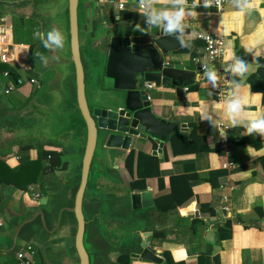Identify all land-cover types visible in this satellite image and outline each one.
<instances>
[{
	"label": "crops",
	"instance_id": "1",
	"mask_svg": "<svg viewBox=\"0 0 264 264\" xmlns=\"http://www.w3.org/2000/svg\"><path fill=\"white\" fill-rule=\"evenodd\" d=\"M45 1L0 0V37L3 38L0 50H6L14 60L10 64L0 63V163L4 165L3 170L0 169V175L2 173L1 176L7 178L21 175L36 178L26 189L1 184V204L12 194H24L27 200L38 202L27 193L29 187L41 194L40 200L45 197L51 200L45 192L48 187L45 180L51 178L53 170L64 178L66 166L76 156L62 144H26L22 138V131L28 128L25 121L33 119L31 109L38 105L45 106L51 101L49 83L52 73L48 70V62L53 49H46L40 37H34V32L46 34L52 28L45 19L27 14L23 7L25 3ZM242 2L247 7L241 15L234 16L233 13L237 11L234 5ZM194 3L195 0H184L183 4L176 0H141L138 6H126L120 0H99L101 27L112 30V34L118 29L129 32L128 36L134 44L150 42L160 37L167 22L161 19L158 23H150V16L165 10L175 12L180 7L184 8L185 15L179 27L174 30L182 39L176 50L167 54L165 62L181 65L186 72L195 74V82L190 83L193 79V75H190L182 79L183 86L180 90L173 86L152 88L149 90L150 100L156 117L172 121L179 128L174 134L187 133L191 126H196L197 134L207 139L212 150L201 152L194 148L192 154L176 157L169 141L172 134L165 142L161 154H158L159 145L155 142H134L129 151L114 152L116 160L112 165L119 169L123 183L151 194V199L145 203L148 231L153 234L148 239L147 246L157 253L161 263L135 259L127 252L110 251L107 255L108 247L103 254H94L95 243L99 241L100 234L112 235L105 226L112 212L103 208L96 212L85 210L88 222L85 238L89 229L88 240L92 253L88 252L91 264H122L120 259L126 254L130 257L129 264H201L200 258H204L202 264H207V232L215 234L212 264H264V219L260 220L256 212L257 208L264 212V169L261 163L264 159V133L247 132L249 119L264 118L263 95L253 92L248 82L260 69L264 70V63L259 62L264 61V0H228L223 9L205 8L198 3L193 7ZM120 5L124 6L123 9ZM123 21L130 23L122 28L119 23ZM198 33L223 37L226 40V51L233 54L232 58H223L209 67L207 72H201L194 62L195 59L206 61L202 51L204 44L197 39ZM253 41H259L254 48L251 47ZM41 56L46 60L42 61ZM237 61L242 62L247 71L242 72L240 81L234 83L233 76L236 73L232 68ZM26 67L29 71L24 70ZM3 72L10 73L11 82L16 84L14 91L6 93L8 81L3 77ZM209 72L213 74L211 78ZM223 76L229 80L231 90L229 98L220 101L215 81ZM18 79L23 81V86L17 85ZM197 79L200 81L197 82ZM31 80H35V83H31ZM262 83L263 80L259 82V87H262ZM234 99H242L243 102L240 112L233 117V126L224 106ZM183 126L185 129L180 131ZM223 134L226 136V149L220 148ZM24 146H31L32 149L29 152L21 151ZM48 150L57 154V166L51 167L49 158L44 156V152ZM132 152L135 154L133 179L126 169V157ZM26 155L29 160L24 164L26 161L23 157ZM150 157L158 161L159 176L147 179L145 188H135L134 182H139L148 171L146 161ZM229 163H234V166L227 167ZM223 171L226 175H218ZM180 176L191 177L186 186L191 189L194 199L187 207H177L164 213L159 209L157 200L170 195L171 179ZM80 179L79 173L77 186ZM209 209L215 211V217L207 213ZM1 213L0 210V217ZM69 216L66 228L70 231V250H61L62 246L58 241L51 243L45 239L26 240L24 247H35L33 264H79L75 253L77 230L73 214L69 213ZM238 217L247 227L235 221ZM228 220H232V230L230 233L219 234L218 228L223 229ZM109 246L113 248L110 242ZM9 247L11 236L6 224L0 230V264H18L16 254L21 246L8 251Z\"/></svg>",
	"mask_w": 264,
	"mask_h": 264
},
{
	"label": "water",
	"instance_id": "2",
	"mask_svg": "<svg viewBox=\"0 0 264 264\" xmlns=\"http://www.w3.org/2000/svg\"><path fill=\"white\" fill-rule=\"evenodd\" d=\"M120 1L126 6L141 3V0ZM24 11L30 15L35 13L45 19L49 27L60 30L64 46L53 49L48 62V70L52 73L51 101L31 109L33 119L25 121L28 128L24 129L23 142L62 144L76 156L66 166L64 178L53 170L51 178L45 180L48 186L45 192L51 200L45 197L34 203L24 194H12L4 199L0 205V219L9 228L11 247L8 251L21 246L20 251L26 240L40 239L51 243L58 241L61 250H70V231L66 224L71 213L77 230L75 253L79 264H91L85 246L88 225L85 210L96 212L108 208L112 214L105 226L112 235L100 234L94 254L99 256L108 247L107 255L110 251L127 252L135 259L161 263L157 253L147 246L153 234L148 231L145 203L151 199V194L124 184L119 169L112 162L116 160L114 152L129 151L134 142L158 143V154H161L168 138L179 131L172 121L160 120L153 113L149 88L173 86L180 90L182 79L190 75H193L190 83L195 82V74L186 72L181 65L165 62L167 54L176 50L182 37L165 27L159 38L142 44H134L129 32L122 29L116 30L111 37L109 34L107 62L105 59L91 63L99 71L92 76L93 106L90 110L80 32L83 31L88 46L100 41L99 0H46L38 8L29 6ZM129 23L123 21L119 26L123 28ZM103 63L106 66L102 70ZM72 76L75 77L72 86L76 90L75 101L66 87ZM184 129L183 126L180 131ZM79 173L81 179L77 186ZM205 242L207 264H212L215 234L207 232Z\"/></svg>",
	"mask_w": 264,
	"mask_h": 264
},
{
	"label": "trees",
	"instance_id": "3",
	"mask_svg": "<svg viewBox=\"0 0 264 264\" xmlns=\"http://www.w3.org/2000/svg\"><path fill=\"white\" fill-rule=\"evenodd\" d=\"M42 2H33V3H25V5L23 7H29V6H35L36 8H38V6L41 4ZM22 7V6H21ZM18 8V7H17ZM4 12H6V10L4 9ZM6 15H8V13H6ZM32 15L37 16L35 13H33ZM40 17V16H38ZM247 60H250V58L246 57ZM259 62L264 63V61L259 60ZM4 73V72H3ZM243 73L240 74H234L233 76V81L234 83L239 82L240 79L242 78ZM70 80V84L74 85L75 84V77L72 76L71 78H69ZM263 80L262 83V87H259V82ZM251 89L253 92H257V93H261L263 95V102H264V70L260 69L258 71V73L253 76L252 78H250L248 80ZM170 143H171V147L173 150V154L174 156H181V155H190L194 152V150L196 149L197 151H201V152H210L212 149H210V147L207 144V139L204 137H201L197 134V127L196 126H191L190 127V131L184 134H173L170 139H169ZM195 148V149H194ZM31 146H24L21 151L24 152H29L31 150ZM44 156L49 158V162L51 167L57 166L58 165V156L55 152L53 151H45L44 152ZM135 154L132 152L130 153L127 157H126V169L128 170L130 177H132V179L134 178V167H135V158H134ZM23 159L26 161L24 164L28 163L29 160V156L26 155L25 157H23ZM262 165H263V169H264V159H262L261 161ZM0 169H2V167L4 165H2V163H0ZM146 166H147V170L142 179L139 182H134V187L135 188H145L146 185V180L151 178V177H157L159 176V169H158V161L153 158H147L146 161ZM3 170V169H2ZM23 170V167L22 169ZM22 174V173H20ZM2 175V173H1ZM0 175V185L3 183H7V184H12L17 186L20 189H26L27 186L36 181V178L34 177H30V176H18V177H14V178H7V176H1ZM218 175H226V172H220L218 173ZM189 178L191 179V177H186L183 178L182 176L180 177H174L171 179V193L169 196L166 197H162L160 199L157 200V205L159 207V209L164 212L167 213L169 210L175 209L177 207H187L190 203H192L193 199H194V195L191 191V189L189 188L188 185V181ZM188 179V180H187ZM1 205V202H0ZM256 212L258 214V216L260 217V220L264 219V212L263 210L257 208ZM207 213L210 214V216L215 217L216 213L213 210H207ZM238 223L243 224L245 227H247L246 223H244V221L238 217L235 220ZM232 220H228L225 225L224 228L222 229V227L218 228V233L222 234V233H230V231L232 230ZM121 263L122 264H129L130 261V257L129 255H124L121 259ZM200 263L202 264L204 261V258H200ZM182 264V263H180Z\"/></svg>",
	"mask_w": 264,
	"mask_h": 264
},
{
	"label": "built area",
	"instance_id": "4",
	"mask_svg": "<svg viewBox=\"0 0 264 264\" xmlns=\"http://www.w3.org/2000/svg\"><path fill=\"white\" fill-rule=\"evenodd\" d=\"M228 2V0H211L210 6L217 9H223L224 5ZM195 3L204 5L205 0H195ZM124 6L120 5V8L123 9ZM143 8V6H142ZM197 39L203 42V54L206 58V61H200L195 59L194 62L197 63L201 72H207L209 67L217 64L219 61L223 60L226 52V40L218 35H212L207 33H198ZM3 42V38L0 37V44ZM14 60L11 58L6 50H0V63L1 64H10ZM25 71H29V68H24ZM3 77L8 81L6 87V93L12 92L16 88V84L11 82V75L9 72H4ZM17 85L23 86V81L18 79L16 81ZM31 83H35V80H31ZM151 86L149 89H152ZM215 88L218 93V98L220 101H223L229 98L231 85L229 80L226 77H221L215 81ZM220 148L226 149V136L223 134L221 136ZM234 163H229L227 167H233ZM27 193H29L33 200L39 201L42 196L40 193L36 192L33 187H29ZM4 223L3 220L0 219V230L3 228ZM36 254L35 247L33 245H26L22 248L17 254L16 258L18 260V264H33V259Z\"/></svg>",
	"mask_w": 264,
	"mask_h": 264
},
{
	"label": "clouds",
	"instance_id": "5",
	"mask_svg": "<svg viewBox=\"0 0 264 264\" xmlns=\"http://www.w3.org/2000/svg\"><path fill=\"white\" fill-rule=\"evenodd\" d=\"M177 3L183 4L184 0H176ZM211 0H205L204 7L207 8L210 6ZM218 3V0H217ZM195 3L193 4V7H195ZM237 8V11L233 13L234 16H239L243 13V9L247 7V4L245 2H242L240 4L234 5ZM192 14V13H189ZM185 11L183 7H180L175 12H169L167 10L155 15L149 17L150 23H158L159 20L166 21V29L171 32L174 31L177 27H179L181 19L184 17ZM46 36V38H45ZM34 37H40L41 43L46 49H60L64 46V37L60 30L56 28H52L49 30L46 34L40 31L34 32ZM259 43V41H253L251 43V47H256V44ZM249 50V49H246ZM233 54L230 51H226L224 59L229 60L231 59ZM41 60L45 61L46 58L41 56ZM232 71L240 74L242 72L247 71V67L240 61H237L232 68ZM209 77L211 78L213 74L211 72L208 73ZM239 88V85H237ZM242 99H234L230 102L226 103L224 106V110L226 114L228 115L229 120L232 122L233 126L235 125V120L233 119L234 115L240 112L241 109V103ZM253 131H257L260 133H264V118L256 117L249 119L247 132L251 133Z\"/></svg>",
	"mask_w": 264,
	"mask_h": 264
},
{
	"label": "rangeland",
	"instance_id": "6",
	"mask_svg": "<svg viewBox=\"0 0 264 264\" xmlns=\"http://www.w3.org/2000/svg\"><path fill=\"white\" fill-rule=\"evenodd\" d=\"M45 1V0H43ZM99 31L101 32V39L100 41H95V44L93 43V45H89L88 46V42L87 39L84 36L83 31L81 30V45L82 47H84L82 49V56H83V62L86 66L85 68V78H86V82H87V98H88V102L90 107L93 106L92 102H93V96H92V90H93V83H92V76L94 75V73L97 71H99L97 68L92 67V62H101L103 60L106 59L107 62V58H108V51H109V46H110V37L112 36V30H105L104 28H102L101 26H99ZM110 34V37L107 38V36ZM87 45V46H86ZM86 47V48H85ZM107 57V58H106ZM105 62V61H104ZM102 70L103 68L106 66L105 63H103L102 65ZM67 89L70 91V93L73 96V99H76V90L74 88H72L70 86V84H67ZM24 130L22 131V136H23ZM8 140V139H7ZM10 140V139H9ZM6 141V140H3ZM10 141H8L9 143ZM4 144V143H3ZM2 144V145H3ZM7 143L4 145V147L6 148ZM88 235H89V229H87V234H86V246H87V250L92 253V248L89 244V240H88ZM94 253V251H93ZM93 255V254H92ZM95 258V256H93Z\"/></svg>",
	"mask_w": 264,
	"mask_h": 264
},
{
	"label": "flooded vegetation",
	"instance_id": "7",
	"mask_svg": "<svg viewBox=\"0 0 264 264\" xmlns=\"http://www.w3.org/2000/svg\"><path fill=\"white\" fill-rule=\"evenodd\" d=\"M78 18L80 19V9H78ZM80 24V23H79ZM80 34H81V32H80ZM82 63H83V66H84V68H86V66H85V64H84V62H83V56H82ZM67 84H69V83H67ZM71 86V85H70ZM67 87V86H66ZM69 91V90H68ZM90 110H92V107H90Z\"/></svg>",
	"mask_w": 264,
	"mask_h": 264
}]
</instances>
